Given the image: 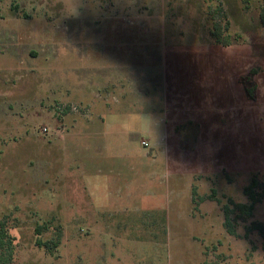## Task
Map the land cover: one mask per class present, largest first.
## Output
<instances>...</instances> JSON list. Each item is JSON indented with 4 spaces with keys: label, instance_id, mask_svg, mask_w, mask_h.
<instances>
[{
    "label": "rangeland",
    "instance_id": "obj_1",
    "mask_svg": "<svg viewBox=\"0 0 264 264\" xmlns=\"http://www.w3.org/2000/svg\"><path fill=\"white\" fill-rule=\"evenodd\" d=\"M262 10L264 0H0L11 264H264ZM218 91L233 104L218 105ZM60 102L90 115L58 116ZM121 103L129 116L112 133ZM127 165L137 169H109ZM252 178L263 197L247 219L230 213V235L223 209L250 202Z\"/></svg>",
    "mask_w": 264,
    "mask_h": 264
},
{
    "label": "trees",
    "instance_id": "obj_2",
    "mask_svg": "<svg viewBox=\"0 0 264 264\" xmlns=\"http://www.w3.org/2000/svg\"><path fill=\"white\" fill-rule=\"evenodd\" d=\"M259 22L261 27L264 30V10L261 11L259 15ZM213 28L216 32L212 33L215 36V40L219 42V28L217 25H213ZM259 186L258 181L255 178H252L250 184L243 189L244 195L249 199L248 204L244 203H234L232 200H228V205L232 207H225L223 209L224 213V224L226 227V231L228 234L232 235L234 233L232 224H230V213H236V218L247 219L251 216L252 211L254 209V205L258 203L263 197L262 194H259L255 191L256 187ZM256 229L262 234L264 239V224L256 225ZM37 234L40 232V227L36 229ZM39 246H46V243H41V241H37L36 243ZM12 254H13V245L12 239L8 235L7 231L4 228H0V264H11L12 262Z\"/></svg>",
    "mask_w": 264,
    "mask_h": 264
},
{
    "label": "crops",
    "instance_id": "obj_3",
    "mask_svg": "<svg viewBox=\"0 0 264 264\" xmlns=\"http://www.w3.org/2000/svg\"><path fill=\"white\" fill-rule=\"evenodd\" d=\"M189 93L190 94H193L194 95L193 98H196L198 100L199 99L206 100V98H208V92H206L205 89L202 88L201 86H198V88H197V86H194L193 85V88H191L189 90ZM222 99H223L222 93L219 92V91L216 92V96H215V99L214 100H215V102L217 101V104L218 105H231V104H233V98H232V96L230 97V99L228 98L227 101H224V100L222 101ZM121 107H123L122 106V103L117 108L118 112L116 110L115 112L109 113L107 115V118H108L107 119V124L108 125L105 124V129L106 130L107 129H110V131L112 133H115V131H113L112 128L117 127L119 129L120 124L123 123V121H124V118L126 119V116H129V115L125 114L124 112H122ZM140 116H141L140 117L141 118L140 119L141 123L142 122H145L146 123V121H147L148 124H149V122L151 123V117L150 116L149 117H142V114ZM142 127H143V125H142ZM141 130H142V128H141ZM110 131H109V133H111ZM148 131L149 132H152V129H150V127H149V130ZM116 133H117L116 136H118L119 138H121V134L123 132L121 130H119V132L116 131ZM105 134L107 135V133H105ZM106 135H104V136H106ZM107 136H112V135L111 134H108ZM124 155H127V152H125ZM130 165H132V164H130ZM130 165L129 166L127 165V167H124V166H126V165H124V166H119L118 168H109V169L112 170V171H113V169L115 171L117 170L116 174L118 173V174L122 175L121 171L123 169H125V170H134V169H137V165H133V166H130ZM150 173L153 174V173H155V171H151ZM123 177L125 178L126 177V174H124Z\"/></svg>",
    "mask_w": 264,
    "mask_h": 264
},
{
    "label": "built area",
    "instance_id": "obj_4",
    "mask_svg": "<svg viewBox=\"0 0 264 264\" xmlns=\"http://www.w3.org/2000/svg\"><path fill=\"white\" fill-rule=\"evenodd\" d=\"M111 100H116L115 97H111ZM58 116H64L67 114L75 115L83 118H87L90 115V107L88 105H81L75 102H60L55 107ZM43 131H47L43 128Z\"/></svg>",
    "mask_w": 264,
    "mask_h": 264
}]
</instances>
